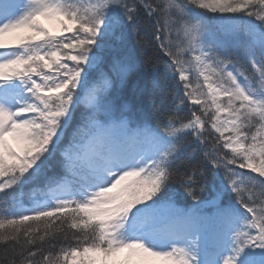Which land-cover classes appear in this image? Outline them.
<instances>
[{
	"label": "snow or ice",
	"instance_id": "snow-or-ice-1",
	"mask_svg": "<svg viewBox=\"0 0 264 264\" xmlns=\"http://www.w3.org/2000/svg\"><path fill=\"white\" fill-rule=\"evenodd\" d=\"M146 45L163 70L131 119ZM0 246V264H264V0H0Z\"/></svg>",
	"mask_w": 264,
	"mask_h": 264
},
{
	"label": "trees",
	"instance_id": "trees-1",
	"mask_svg": "<svg viewBox=\"0 0 264 264\" xmlns=\"http://www.w3.org/2000/svg\"><path fill=\"white\" fill-rule=\"evenodd\" d=\"M132 45L136 46V40L133 36L132 38ZM147 52V56L145 59H142L139 65L137 72L132 74L129 77V81L124 89L120 92V102L123 103L127 101L129 103L130 112H127L131 119H136L137 115L142 117H148L151 115L152 109L150 103L142 100V90L145 88L146 85L149 84L153 75L158 74L163 70V65L159 61L156 60L155 50L152 48L151 45H146L145 48ZM145 60H150V63H145ZM251 71V69H248ZM171 102V101H169ZM179 100H177V103ZM195 106L188 105L182 115L187 116L189 115V110ZM77 119L79 117V110L77 111ZM71 131V130H69ZM192 150L189 149L187 153H185V157H191ZM201 160L199 154H197L195 160L192 161L193 164L198 163ZM60 157L59 153L56 154L55 157H51L49 162L47 163L46 170L49 175L59 174L60 172ZM189 160L187 158H182L181 161L178 162L177 166L181 171L185 168L190 167ZM31 185L25 186V192L28 191ZM170 191L174 198L179 203V206L183 207L185 197L183 195V190L179 187V184L174 180L171 184ZM230 195V194H229ZM3 246H0V257H3Z\"/></svg>",
	"mask_w": 264,
	"mask_h": 264
}]
</instances>
